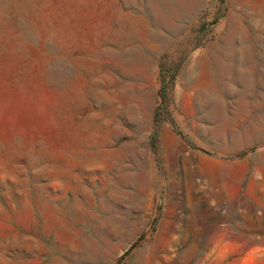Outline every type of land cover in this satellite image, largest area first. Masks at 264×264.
<instances>
[{
	"label": "rangeland",
	"instance_id": "1",
	"mask_svg": "<svg viewBox=\"0 0 264 264\" xmlns=\"http://www.w3.org/2000/svg\"><path fill=\"white\" fill-rule=\"evenodd\" d=\"M0 264H264V0H0Z\"/></svg>",
	"mask_w": 264,
	"mask_h": 264
}]
</instances>
